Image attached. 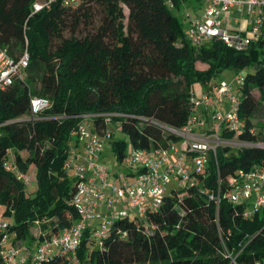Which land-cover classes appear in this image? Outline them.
I'll list each match as a JSON object with an SVG mask.
<instances>
[{
  "label": "trees",
  "instance_id": "obj_1",
  "mask_svg": "<svg viewBox=\"0 0 264 264\" xmlns=\"http://www.w3.org/2000/svg\"><path fill=\"white\" fill-rule=\"evenodd\" d=\"M35 1L0 0V47L13 58L29 56L24 78L0 90V204L19 244L58 235L77 220L71 199L78 178L64 165L80 144L78 115L123 114L111 118L109 130L125 135L130 150L164 149L178 141L168 128L183 127L192 114L195 85L211 86L219 71L230 69L243 77L236 93L246 131L239 139L264 142V40L240 52L217 40L189 43L172 13L188 0H173L172 7L164 0L58 1L32 13ZM95 8L101 9L97 26ZM32 97L47 99L50 107L36 119H22ZM92 122L102 135V118ZM113 130L106 144L122 163L127 142ZM6 161L23 173L34 170L33 192L4 170ZM216 161L218 171L211 159L199 188L181 195L172 190L145 218L113 220L100 241L85 231L79 264H264V214L246 219L244 206L223 201L216 209L208 199L237 170L264 167V148H221Z\"/></svg>",
  "mask_w": 264,
  "mask_h": 264
},
{
  "label": "built area",
  "instance_id": "obj_2",
  "mask_svg": "<svg viewBox=\"0 0 264 264\" xmlns=\"http://www.w3.org/2000/svg\"><path fill=\"white\" fill-rule=\"evenodd\" d=\"M58 1L64 6H75L79 2L36 0L32 13L48 10ZM164 1L172 7L173 0ZM202 2L200 16H187L190 20L183 31V38L189 43L197 46L217 40L240 52L253 42L264 40V0ZM229 10L242 13L244 19H235L234 24L244 21V27L234 29L230 26ZM28 62L26 51L13 58L5 48L0 47V90L11 86L15 77L24 78ZM242 81L243 77L238 75L235 85L221 82L204 88L199 97L193 95L190 99L192 114L186 124L178 129L168 128L177 137L179 146L171 142L164 149H129L122 162L125 173L113 179L110 169L100 164L99 158L110 137L111 118L124 115L97 113L76 116L79 119L76 134L78 142L83 145V152L75 155L74 150L70 151L64 165V169L78 178L71 199L77 214L76 222L58 235L28 246L19 244L16 232L11 231L10 222L0 219V264H49L55 259H67L66 264H79L77 249L84 232L91 231L93 219L98 220L101 227L91 231L90 237L100 241L107 235L113 220L129 215V211H135L139 219L145 218L148 211H157L163 196L167 195L168 186L173 185L172 190L180 188L183 191L199 188L200 179L205 176L211 159H214V170L218 171V149L264 148V142L252 144L239 139L246 131L244 121L239 117L240 99L236 93V86ZM49 107L47 99L32 97L30 112L22 119H36ZM93 118H102L105 125L102 135L93 130ZM195 128L202 131L196 134ZM78 159H82L83 164L75 167L73 162ZM4 170L29 186L30 178L13 162L6 161ZM208 199L216 209L223 201L244 206L246 219L252 220L256 214H264V167L253 165L246 170H237L224 188L218 182L217 190Z\"/></svg>",
  "mask_w": 264,
  "mask_h": 264
},
{
  "label": "rangeland",
  "instance_id": "obj_3",
  "mask_svg": "<svg viewBox=\"0 0 264 264\" xmlns=\"http://www.w3.org/2000/svg\"><path fill=\"white\" fill-rule=\"evenodd\" d=\"M123 12L125 15L124 24H126V17L128 14V10L122 6ZM172 10V9H171ZM203 12V2L201 0H188L185 4V6H182L179 10H172L173 15L178 19L179 23H181V27L183 30L187 28L190 18L200 16ZM96 16L94 17V25L97 26L100 23V14L101 9L95 8ZM230 13V26L234 29H240L243 27V22H239V24H234V20L238 19L241 20L243 18L242 13L237 12L236 10H229ZM187 15L190 16V18H187ZM244 19V18H243ZM221 82H225L229 85H235L236 83V73L233 70L230 69H223L219 71L210 81L209 85L213 84H219ZM203 86L196 84L194 87L195 95L196 97H199L200 94L203 91ZM253 97L255 100L260 99V94L258 91L253 92ZM208 125V123L205 124V127ZM203 126L202 130L205 128ZM110 130H113V128H110ZM202 130L195 128L196 134L201 132ZM114 131V130H113ZM114 137L118 139H122L125 142H127V150H129V144L128 139L125 135L119 133V132H113ZM73 144V143H72ZM107 147L103 150V154H101V157L99 159V163L102 165H106L108 169H110L111 177L113 179L114 176H118L119 174L125 173V164L120 163L116 156L113 154L112 150L109 148V145H106ZM176 146H179V143L176 142ZM74 154L75 155H81L83 152V145L80 143L77 146L73 147ZM83 164L82 159H78L73 162V165L75 167H80ZM27 176L30 178V184L26 187V192L30 193L33 192L36 189V180H35V172L34 170L30 169L28 172H26ZM173 189V185H170L166 189V194H169V192ZM177 192L179 195L183 194L182 189H177ZM5 207L0 204V219L12 222L11 218L9 216L4 215ZM129 215L133 217L135 215V211H129ZM100 222L96 219H93L91 222V231L100 229ZM36 230V233L40 230L38 226L34 227ZM35 233V232H34Z\"/></svg>",
  "mask_w": 264,
  "mask_h": 264
},
{
  "label": "crops",
  "instance_id": "obj_4",
  "mask_svg": "<svg viewBox=\"0 0 264 264\" xmlns=\"http://www.w3.org/2000/svg\"><path fill=\"white\" fill-rule=\"evenodd\" d=\"M243 22V27H244V21H242ZM106 145H108V144H106ZM107 146H105V148H106ZM104 148V149H105ZM109 148H110V146H109ZM102 154H103V152H102ZM100 157H101V155H100ZM100 159V158H99Z\"/></svg>",
  "mask_w": 264,
  "mask_h": 264
}]
</instances>
